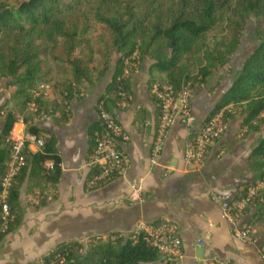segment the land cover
I'll list each match as a JSON object with an SVG mask.
<instances>
[{
  "label": "trees",
  "instance_id": "1",
  "mask_svg": "<svg viewBox=\"0 0 264 264\" xmlns=\"http://www.w3.org/2000/svg\"><path fill=\"white\" fill-rule=\"evenodd\" d=\"M251 20L254 47L200 126L222 111L225 123L238 114L241 127L257 131L264 126V0H0V79L6 78V84L15 87L14 102L9 100L0 105V181L11 153L8 135L19 118L26 132L44 138L40 150L25 151L26 164L13 176L6 199L13 218L0 240L21 221L22 186L26 185L27 192L38 189L44 193L55 190L61 176L57 140L53 133L39 126L36 119L40 112L55 115L59 123H66L70 101L82 95L83 87L96 84L107 74L110 80L100 101L107 109L113 104L127 103L130 72L144 59L151 60L158 70L151 78L155 80L153 84L168 83L176 90L188 85L192 92L196 86L207 83L215 70L228 64ZM218 27L221 33L216 36L213 32ZM48 55L59 65L53 81L47 79ZM44 83L50 87L48 97L39 87ZM31 104L33 111L28 110ZM95 128L101 131V124ZM248 159L249 168L258 172L256 180H264V138L251 149ZM47 160L53 162L52 170L43 165ZM96 170L91 167L89 176ZM256 180L241 184L239 194L229 201L244 195ZM253 201L262 213L264 189ZM97 237L86 242L59 243L42 261L44 264L60 259L61 264L164 261L157 249L143 240L142 234L135 239L120 233ZM263 248L264 242L259 246Z\"/></svg>",
  "mask_w": 264,
  "mask_h": 264
},
{
  "label": "crops",
  "instance_id": "2",
  "mask_svg": "<svg viewBox=\"0 0 264 264\" xmlns=\"http://www.w3.org/2000/svg\"><path fill=\"white\" fill-rule=\"evenodd\" d=\"M152 63L144 59L131 70L129 101L109 107L129 139L119 143L128 158L125 171L107 183L88 188L86 181L93 136L98 130L95 127L100 124L97 105L105 94L109 74L83 87L82 95L70 101L66 123H59L55 115L38 121L56 137L61 176L56 189L44 193L38 189L27 192L26 185L22 186L21 221L0 240V264H39L59 243L129 233L139 223L156 221H169L176 227L181 240L177 264H264L259 249L264 242L262 214L251 205L235 219L237 225L255 224L260 230L254 242L240 241L232 234L233 223L221 216L220 203L214 199L217 194L235 197L241 184L258 178V172L249 168L248 155L264 138V126L246 131L240 115H235L203 163L192 164L183 159L190 131L175 123L167 132L157 162L151 163L158 121V106L152 95L155 80H151L158 70ZM231 82L212 74L210 81L194 88L191 107L196 126L204 122ZM6 101L8 98L3 103ZM13 127L26 131L20 119ZM29 151L37 149L31 145ZM132 183L141 188L137 201L129 197Z\"/></svg>",
  "mask_w": 264,
  "mask_h": 264
},
{
  "label": "built area",
  "instance_id": "3",
  "mask_svg": "<svg viewBox=\"0 0 264 264\" xmlns=\"http://www.w3.org/2000/svg\"><path fill=\"white\" fill-rule=\"evenodd\" d=\"M124 73L127 74L128 70L126 69ZM39 87L45 97L50 96L48 83L41 84ZM119 94L123 97L125 95L123 92H119ZM152 95L158 106V121L151 146V163L157 162V157L163 149L167 132L175 123L182 124L190 132L196 130L194 134H189V139L184 145V161L192 164L203 163L212 144L225 131L226 123L222 119V111L212 116L202 126H196V117L191 107V90L188 85H183L179 90H176L171 84L155 83L152 86ZM123 103L125 102L121 104ZM33 109L34 104L29 105V110L33 111ZM97 110L101 131L95 134L93 148L88 160V165L95 167L97 170L87 178L86 184L88 188L103 185L111 179L120 176L128 164V158L120 149L119 143L127 141L129 134L117 121L114 113L105 108L103 101H99ZM49 117L51 115L47 112H40L36 120H46ZM19 119L22 121L21 118ZM7 140L11 144V153L7 170L0 181V235L8 230L9 223L13 218L6 199L13 176L26 164L25 151H29L31 145L38 151L44 144L43 137L26 131L18 132L14 127L11 128ZM43 165L48 170L53 169L51 160L45 161ZM130 188V199L132 201L139 200L140 186L137 183H132ZM263 189L264 180L258 179L247 187L244 195H240L235 201H229L230 198L224 195L217 194L214 196V199L220 203L221 216L233 223L232 234L237 240L245 242H254L256 240L258 230L256 226L250 223L237 225L234 221L241 217L249 206L253 205L254 197L259 196L260 191ZM260 201H263V199L260 198ZM262 214H264V211H262ZM138 234H142L143 240L157 249L164 259L161 264H173V261L177 264L176 258L181 252V240L177 235L174 224L169 221H161L156 224L139 223L132 232L120 233L122 236L131 235L133 239ZM260 253L264 259V248L260 249ZM168 260L171 262H167ZM62 262L63 259H60L54 261L53 264H61ZM39 264L44 263L41 261Z\"/></svg>",
  "mask_w": 264,
  "mask_h": 264
},
{
  "label": "rangeland",
  "instance_id": "4",
  "mask_svg": "<svg viewBox=\"0 0 264 264\" xmlns=\"http://www.w3.org/2000/svg\"><path fill=\"white\" fill-rule=\"evenodd\" d=\"M253 28H254V23L251 20L250 22L247 23L241 37V42L238 47V49L233 53L231 56L228 64L225 66L217 69L214 71L213 75H219L221 78H223V81L225 80L226 82H230L231 79H233L234 74L236 73L237 69L239 68L241 62L243 61L244 57L253 49L254 44H255V39H254V33H253ZM216 36L221 33V28L218 27L216 32H213ZM208 36H211V33L208 34ZM58 53V50L55 51V53ZM46 55V54H45ZM46 57V67L49 68V75H48V80L53 81L54 77L56 76V70L59 67V65L49 57ZM114 57V55H113ZM213 79V78H212ZM6 78H1L0 79V90H2L0 93V104H3V101L8 98V100H11L14 102L12 99L13 92L15 91V87L8 86L6 84ZM211 80V77H209V81ZM201 86V85H200ZM5 92V93H4ZM29 111L26 110V113ZM227 126V125H226ZM263 133H264V128H262ZM262 214V213H261ZM264 218V214H262ZM255 226V224H253ZM257 236L258 237V231L259 228L257 227ZM54 261L52 262V264ZM38 264V263H37Z\"/></svg>",
  "mask_w": 264,
  "mask_h": 264
}]
</instances>
